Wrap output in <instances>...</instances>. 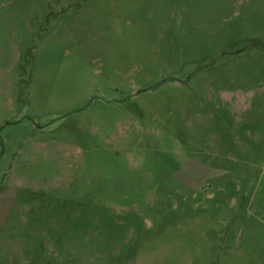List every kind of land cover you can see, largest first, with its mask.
I'll use <instances>...</instances> for the list:
<instances>
[{
	"label": "rangeland",
	"instance_id": "1",
	"mask_svg": "<svg viewBox=\"0 0 264 264\" xmlns=\"http://www.w3.org/2000/svg\"><path fill=\"white\" fill-rule=\"evenodd\" d=\"M12 264H264V0H0Z\"/></svg>",
	"mask_w": 264,
	"mask_h": 264
},
{
	"label": "crops",
	"instance_id": "2",
	"mask_svg": "<svg viewBox=\"0 0 264 264\" xmlns=\"http://www.w3.org/2000/svg\"><path fill=\"white\" fill-rule=\"evenodd\" d=\"M5 228L6 224H0V264H12V260L8 257L10 253L7 251L10 245L2 239Z\"/></svg>",
	"mask_w": 264,
	"mask_h": 264
}]
</instances>
